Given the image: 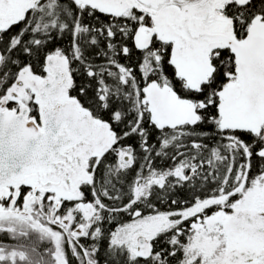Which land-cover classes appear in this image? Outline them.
Masks as SVG:
<instances>
[{
	"label": "snow or ice",
	"instance_id": "1",
	"mask_svg": "<svg viewBox=\"0 0 264 264\" xmlns=\"http://www.w3.org/2000/svg\"><path fill=\"white\" fill-rule=\"evenodd\" d=\"M0 264H264V0H0Z\"/></svg>",
	"mask_w": 264,
	"mask_h": 264
}]
</instances>
